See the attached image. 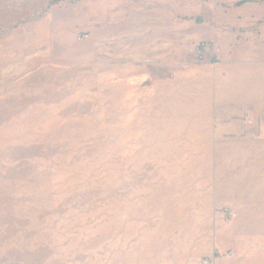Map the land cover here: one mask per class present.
I'll return each mask as SVG.
<instances>
[{
    "label": "rangeland",
    "instance_id": "rangeland-1",
    "mask_svg": "<svg viewBox=\"0 0 264 264\" xmlns=\"http://www.w3.org/2000/svg\"><path fill=\"white\" fill-rule=\"evenodd\" d=\"M240 1L0 0V264L211 258L161 139L162 112L199 104L153 52L176 19L198 20L178 50L188 78L224 46L264 45V0ZM210 14L221 31L192 39Z\"/></svg>",
    "mask_w": 264,
    "mask_h": 264
},
{
    "label": "crops",
    "instance_id": "crops-1",
    "mask_svg": "<svg viewBox=\"0 0 264 264\" xmlns=\"http://www.w3.org/2000/svg\"><path fill=\"white\" fill-rule=\"evenodd\" d=\"M208 19L190 33L192 39H209L221 31L211 27V14ZM197 21L171 22L153 52L161 56L163 71L174 73L175 92L191 93L199 104L161 113L176 117L161 135L170 146L167 162L186 165L181 202L198 213L200 231L208 229L211 264H264V45L224 46L221 62L211 61L197 78H188L192 66L178 50L187 28ZM185 79L190 83L183 85ZM226 206L235 219L224 218L220 209Z\"/></svg>",
    "mask_w": 264,
    "mask_h": 264
},
{
    "label": "built area",
    "instance_id": "built-area-1",
    "mask_svg": "<svg viewBox=\"0 0 264 264\" xmlns=\"http://www.w3.org/2000/svg\"><path fill=\"white\" fill-rule=\"evenodd\" d=\"M89 37L88 34L84 33L80 36L81 40H85ZM210 51V46L206 41H201L198 46L195 49V54L198 57V59H204L205 57H207L208 52ZM213 56L215 59L219 58V52L218 51H213ZM245 119L247 120V122L249 124H253L254 120L252 119V117L250 115H246ZM224 218L226 220H232L235 219L237 217V214L235 212L232 211V209L230 207H223L220 209ZM219 254V252L217 251V255ZM213 262V259L211 258H207L201 261L202 264H211Z\"/></svg>",
    "mask_w": 264,
    "mask_h": 264
},
{
    "label": "trees",
    "instance_id": "trees-1",
    "mask_svg": "<svg viewBox=\"0 0 264 264\" xmlns=\"http://www.w3.org/2000/svg\"><path fill=\"white\" fill-rule=\"evenodd\" d=\"M248 1H251V0H242V1H240V2L238 3V5L243 4V3H245V2H248Z\"/></svg>",
    "mask_w": 264,
    "mask_h": 264
}]
</instances>
